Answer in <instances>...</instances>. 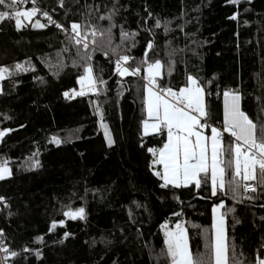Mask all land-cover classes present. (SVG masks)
<instances>
[{
  "label": "trees",
  "instance_id": "16d2710c",
  "mask_svg": "<svg viewBox=\"0 0 264 264\" xmlns=\"http://www.w3.org/2000/svg\"><path fill=\"white\" fill-rule=\"evenodd\" d=\"M62 4L35 0L39 11L19 30L14 20L0 22V66L9 69L0 92V131L10 130L0 141V161L7 160L12 171L0 180V240L9 250L8 264H170L164 224L177 223L187 230L194 257L205 254L214 264L205 246L213 233L212 208L220 203L228 264L262 259L264 177L259 171L253 181L257 190L235 199L227 184L225 192L212 196L210 174L199 188L161 186L154 174L161 166L153 164L148 149H161L167 131L143 135L147 64L142 61L161 62L157 88L178 92L189 75L197 79L205 91L206 120L220 130L223 93L238 92L242 111L256 124L257 140L264 139V0ZM109 15L115 25L110 34ZM37 21L45 27H33ZM72 23L82 34L94 27L96 44L85 50L70 41ZM121 29L127 34L123 38ZM120 55L130 57L129 74L123 76L116 71ZM18 63L28 70H17ZM89 66L96 91L76 95ZM137 66L140 72L133 74ZM105 131L114 140L111 146ZM53 136L61 143L51 142ZM234 145L232 136L221 137L226 162ZM230 177L226 167V182ZM81 207L84 219L63 215Z\"/></svg>",
  "mask_w": 264,
  "mask_h": 264
},
{
  "label": "snow or ice",
  "instance_id": "6c2138e0",
  "mask_svg": "<svg viewBox=\"0 0 264 264\" xmlns=\"http://www.w3.org/2000/svg\"><path fill=\"white\" fill-rule=\"evenodd\" d=\"M26 0H0V6H3L5 10H0V22L6 19L15 21V27L19 30L22 27L23 20H31L33 16L39 11L35 6L28 10H22L19 6L24 4ZM231 3L237 4L239 0H230ZM35 5V0H32ZM61 6L62 0H61ZM48 17L50 23L56 25L57 28H61V25L52 20L48 16L47 12L43 13ZM105 19V17H100ZM110 24L108 32L110 34L111 28L115 25L111 24L112 16L106 17ZM236 19V15L231 17ZM159 27V21L156 22ZM33 27L43 28L45 25L40 24L39 21ZM167 31V29H165ZM67 31V30H65ZM72 36L69 37L70 41H74L76 45H81L87 50L89 43L95 45V37L97 32L94 27L87 26L85 33H81V26L77 23L71 24ZM92 36V40H87V35ZM101 37L104 36L103 32H100ZM127 34L121 29V37H125ZM133 36L135 33L132 34ZM108 43L111 44V38L109 35ZM152 43L147 44V48H152ZM95 48H93V51ZM79 51V50H78ZM147 55V53H145ZM91 59V56H88ZM130 59L128 55H120L116 61V71L120 75L129 74L127 67L121 66V61L127 62ZM142 63L147 64L145 71L147 76V84L145 85L147 91V114L148 117L155 122L143 124L145 134L151 130H160L162 127L167 129V142L163 147L158 150L159 155L153 160V164H159L163 166V172L156 171L154 174L160 177L164 184L162 187H166L171 184L175 187L181 185L187 187L190 184H194L196 188L201 185V180L207 185L209 182V171L211 181V195H217V192H225L226 184L227 188L232 192L235 199L240 194L241 188L244 192H248L249 189L255 192L256 185L247 183V181H255L256 169L259 168L261 177H264V139L257 140L255 129L256 124L241 110L240 101L241 96L238 92L232 90H226L223 93L224 96V131L230 132L232 137H235V145L231 147L227 162L224 159V151L221 148V133L216 128L211 129V137L205 136L202 131L207 127L206 123H201L200 117H206L205 109V91L204 88L198 83L197 79L192 76L187 77V86L179 89L178 92L173 91L171 88L160 91L165 92V95L159 94L157 91H153V87L156 86V77L161 72V62L156 60L154 63H148L146 60ZM17 70L27 71L21 64H16ZM9 69L4 66H0V80L4 79L5 73H8ZM140 67L132 69L133 74H139ZM85 75L81 76L79 83L82 88L81 91L75 93L76 95H84L85 89L89 91H96L97 85L92 76V68H85ZM103 83V81H101ZM68 96V93H64ZM195 113V114H193ZM7 131H0V138H2ZM261 133L264 135V126L261 128ZM105 138L109 146L114 143L111 136L105 131ZM210 140V156H209V144ZM51 142L60 144L61 141L53 136ZM149 152L156 156L157 150L149 148ZM38 164V161L36 162ZM225 165V167H222ZM226 167L231 169L230 179L225 180ZM11 174V169L8 167V161H0V179H4ZM203 174V175H202ZM264 185V180L261 181ZM251 199V197H248ZM4 198L0 197V201ZM223 207V203L214 206L212 208L213 222L212 236L207 238L208 243L206 248L211 252L214 264H228L227 260V247L225 244V219L223 214H218V209ZM65 217L72 220L84 219L85 209L83 207L77 209L75 212L66 211L63 213ZM63 224V221H60ZM53 223L52 227H55ZM68 234L65 233V236ZM38 240L42 238L38 237ZM166 249L164 254L168 258L170 264H209L205 254H199L198 257H194L193 252L190 249L187 230L181 223H177L175 230L165 232ZM0 251L8 253L9 250L6 247L0 246ZM27 251V249H25ZM16 252H11V256L15 257ZM39 255V253H37ZM7 260V255L4 257ZM239 264V262H237ZM255 264H264V259L257 257Z\"/></svg>",
  "mask_w": 264,
  "mask_h": 264
},
{
  "label": "rangeland",
  "instance_id": "374dc122",
  "mask_svg": "<svg viewBox=\"0 0 264 264\" xmlns=\"http://www.w3.org/2000/svg\"><path fill=\"white\" fill-rule=\"evenodd\" d=\"M34 17V16H33ZM32 17V18H33ZM31 18V19H32ZM25 22H29V20H23L22 19V24L23 23H25ZM86 74V73H85ZM84 74V75H85ZM146 75H147V72H146ZM92 76H93V72H92ZM161 76V72H160V75H159V77ZM158 77V78H159ZM157 77L155 78V79H158ZM93 79H94V77H93ZM3 80V79H2ZM2 80H0V92H1V82H2ZM187 86V85H186ZM186 86H184V87H186ZM78 90L76 91V93H78V92H80L81 91V88H82V86H81V84L78 82ZM159 89V90H158ZM161 89H163V88H157V82H156V86L155 87H153V91H157V92H159V94H161V95H165V92H162V91H160ZM164 90H166V89H164ZM91 91H89V90H87V89H85V94H87V93H90ZM73 93V92H72ZM71 93V94H72ZM144 93H145V108H146V112H147V91H146V88H145V91H144ZM165 98H168L166 95H165ZM205 99V98H204ZM240 107H241V101H240ZM242 110V109H241ZM193 114H195V113H193ZM145 121H147L148 123H153V122H155L154 120H152V119H150L149 117H148V114H147V119L145 120ZM200 121H201V123L203 124V123H206L207 124V127H205V128H203V129H198V130H200V131H202V133L205 135V136H207V137H211V129L212 128H216L218 131H220V133H221V137L223 136V135H228V136H231V134H230V132H227V131H224V130H220L219 128H217V127H215V126H212V125H210L209 123H208V121L206 120V117H200ZM223 121H224V98H223ZM162 129H165V130H167L166 128H161L160 130H158V131H156V130H149L148 131V133L147 134H145V132H144V129H143V135H150V134H153V133H157V132H159V131H161ZM207 130H209L208 132H207ZM255 134H256V130H255ZM234 138V140H235V137H233ZM0 141H1V138H0ZM208 143H209V155H210V148H211V144H210V140L208 141ZM235 143H236V141H235ZM158 155H159V152L157 151V153H156V156H155V158H157L158 157ZM162 166V165H161ZM9 168H10V166H8ZM11 169V168H10ZM162 172H163V166H162ZM12 176V171H11V174L10 175H8V176H6L4 179H7V178H9V177H11ZM0 180H3V179H0ZM164 182V181H163ZM171 185V184H170ZM181 186H183V185H181ZM221 204V203H220ZM217 205H219V204H217ZM217 205H215V206H217ZM223 208V207H222ZM222 208H219L218 209V214H223V210H222ZM224 219H225V217H224ZM183 227H184V225H183ZM175 228H176V225L175 226H173V227H170L168 224H164V232H166V231H172V230H175ZM185 228V227H184ZM188 236V235H187ZM188 241H189V239H188ZM225 244H226V222H225ZM226 247H227V245H226ZM226 255H227V252H226ZM262 259H264V257L262 258Z\"/></svg>",
  "mask_w": 264,
  "mask_h": 264
},
{
  "label": "built area",
  "instance_id": "2783aa9c",
  "mask_svg": "<svg viewBox=\"0 0 264 264\" xmlns=\"http://www.w3.org/2000/svg\"><path fill=\"white\" fill-rule=\"evenodd\" d=\"M21 6H23V7L33 6L32 0H26V2L24 4H21ZM121 66L122 67H127L126 63L123 62V61H121ZM145 83L146 84L148 83L146 79H145ZM247 183L255 184L253 181H247ZM256 189H257V187H256ZM240 192L243 195H248L250 193H253L250 189H249L248 192H244L242 188H241ZM0 246L4 247L2 242H1V240H0ZM4 257H5V253L3 251H0V264H8V257H7V260H5Z\"/></svg>",
  "mask_w": 264,
  "mask_h": 264
},
{
  "label": "crops",
  "instance_id": "0c3cea01",
  "mask_svg": "<svg viewBox=\"0 0 264 264\" xmlns=\"http://www.w3.org/2000/svg\"><path fill=\"white\" fill-rule=\"evenodd\" d=\"M159 76H157L158 78ZM206 109V108H205ZM167 131V130H166ZM154 134V133H153ZM167 142V141H166ZM209 144V143H208ZM210 156V155H209ZM161 166V165H160ZM256 171V177L258 176V171H259V168L257 167V169L255 170ZM161 173H162V166H161ZM209 174H210V171H209Z\"/></svg>",
  "mask_w": 264,
  "mask_h": 264
}]
</instances>
